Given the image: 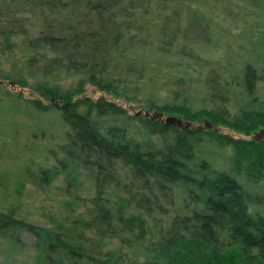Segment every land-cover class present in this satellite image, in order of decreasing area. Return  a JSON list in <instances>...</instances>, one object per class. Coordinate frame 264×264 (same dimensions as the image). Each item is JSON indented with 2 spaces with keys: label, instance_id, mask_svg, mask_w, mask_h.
Returning <instances> with one entry per match:
<instances>
[{
  "label": "trees",
  "instance_id": "trees-1",
  "mask_svg": "<svg viewBox=\"0 0 264 264\" xmlns=\"http://www.w3.org/2000/svg\"><path fill=\"white\" fill-rule=\"evenodd\" d=\"M260 3L0 0V264H264Z\"/></svg>",
  "mask_w": 264,
  "mask_h": 264
},
{
  "label": "rangeland",
  "instance_id": "rangeland-1",
  "mask_svg": "<svg viewBox=\"0 0 264 264\" xmlns=\"http://www.w3.org/2000/svg\"><path fill=\"white\" fill-rule=\"evenodd\" d=\"M259 7H263V4L260 3L258 8ZM261 11V9L259 8L258 11L256 12L257 14V17L259 18L257 21H259V23H264V18H262L259 14V12ZM241 23V25H244L245 22L244 20H240L239 21ZM86 95L92 99H95L99 96H101L102 94L93 90V88H86ZM106 98L108 100H112L111 97H108L106 96ZM117 104H119L122 108H124L126 110V112L128 114H137V113H140L139 111V108L136 106V105H124L122 102H117ZM165 117H169V116H164V117H161V120H163ZM207 125V127L209 128V124L206 122L204 123V125ZM206 128V127H205ZM210 130H213L215 131V133L219 134V135H226V136H229L233 139H242V140H250V139H253L255 141L257 140H261V138L263 137V134H264V131L262 129H258L252 133H250L249 135H241L239 133H234L224 127H221V126H215V127H212ZM24 143V141H23ZM1 151V150H0ZM16 164L11 162V163H5V164H1L0 163V185L1 186H8L10 187V182L14 181V178H15V168H16ZM8 188V187H7ZM32 221L34 222H38V219H37V216H34L32 217ZM40 223V222H38Z\"/></svg>",
  "mask_w": 264,
  "mask_h": 264
},
{
  "label": "water",
  "instance_id": "water-1",
  "mask_svg": "<svg viewBox=\"0 0 264 264\" xmlns=\"http://www.w3.org/2000/svg\"><path fill=\"white\" fill-rule=\"evenodd\" d=\"M151 118H156L157 120L161 121L165 126H170V125L180 126V120L174 117H165L163 120H161L160 114H153L151 115ZM204 127H207V125L205 124Z\"/></svg>",
  "mask_w": 264,
  "mask_h": 264
}]
</instances>
